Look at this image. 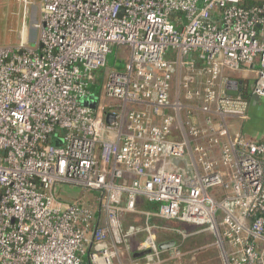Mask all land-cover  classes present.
<instances>
[{"label": "built area", "instance_id": "built-area-1", "mask_svg": "<svg viewBox=\"0 0 264 264\" xmlns=\"http://www.w3.org/2000/svg\"><path fill=\"white\" fill-rule=\"evenodd\" d=\"M252 1L33 4L35 41L0 46V264H167L185 253L157 235L190 236L172 223L211 234L221 264H264V140L244 133L264 97Z\"/></svg>", "mask_w": 264, "mask_h": 264}, {"label": "rangeland", "instance_id": "rangeland-1", "mask_svg": "<svg viewBox=\"0 0 264 264\" xmlns=\"http://www.w3.org/2000/svg\"><path fill=\"white\" fill-rule=\"evenodd\" d=\"M34 3L38 4L39 0H31L30 6H24V3L19 2L18 0H0V46H16L23 38L24 32L25 37L28 36V31L29 29H31L32 7H36L33 6ZM36 37L37 32H35L34 35V38ZM125 56L126 50L119 49L118 51H116L114 49L112 54H110L107 58V66L105 68L107 72L110 69L121 68L123 65L122 61L125 59ZM106 70L103 71L98 77H96V79L94 78L90 84V90L92 91L93 95L95 97L99 95L101 97L102 103L105 102L104 91L106 77L104 83L102 82V78L103 76L107 75L105 74ZM95 97L83 99L81 101V104L85 106L95 107L97 106ZM263 109L264 97L261 98L260 102L251 101L249 109L250 121L248 122V124H257L256 122H258L259 118L258 115ZM68 189V187H64L63 190L68 191ZM121 223L123 230H127V227L129 225L138 223V221L134 222L133 219L122 216ZM171 226L178 227L183 234L190 236L187 240H183L181 237H177L174 234L165 235L160 233L157 235L158 240L169 238L180 243L181 252L185 253V255L178 257L175 260L168 262L167 264H221L217 250L212 245L214 242V238L211 234L202 232L203 228L194 225L172 223ZM131 238L132 239L129 248L130 250H134L140 237L135 235ZM138 262L141 261L138 260Z\"/></svg>", "mask_w": 264, "mask_h": 264}, {"label": "crops", "instance_id": "crops-1", "mask_svg": "<svg viewBox=\"0 0 264 264\" xmlns=\"http://www.w3.org/2000/svg\"><path fill=\"white\" fill-rule=\"evenodd\" d=\"M34 6V5H33ZM32 21H31V29L28 31V42L32 43L35 41L36 38H34L35 35V29L33 28L34 23L37 21V12L36 7H32ZM258 122L257 124L249 123L250 118L245 122L244 126V133L248 135L249 137L254 138H263L264 137V109L261 110V113L258 115ZM84 262L86 260V257L83 258Z\"/></svg>", "mask_w": 264, "mask_h": 264}, {"label": "water", "instance_id": "water-1", "mask_svg": "<svg viewBox=\"0 0 264 264\" xmlns=\"http://www.w3.org/2000/svg\"><path fill=\"white\" fill-rule=\"evenodd\" d=\"M230 94L235 95V93H230ZM252 100L254 102H260L261 99L259 97L253 96ZM112 120H113V117L111 115H109L106 119V122L109 124V123H111ZM173 246H174V241H169V242L161 243L158 248H159V250L164 251V250L172 248ZM147 254H148V252L144 251V252L135 254V257L139 258V257H143Z\"/></svg>", "mask_w": 264, "mask_h": 264}, {"label": "trees", "instance_id": "trees-1", "mask_svg": "<svg viewBox=\"0 0 264 264\" xmlns=\"http://www.w3.org/2000/svg\"><path fill=\"white\" fill-rule=\"evenodd\" d=\"M247 3L248 4H256L254 1H252V0H247ZM245 96H247L248 97V99H249V96L248 95H245ZM253 101V100H252ZM260 139H262V140H264V137L263 138H260ZM176 227V226H175Z\"/></svg>", "mask_w": 264, "mask_h": 264}]
</instances>
